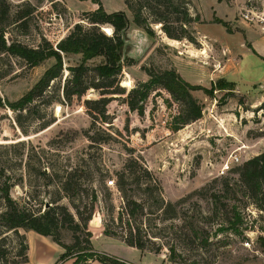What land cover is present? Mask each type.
I'll list each match as a JSON object with an SVG mask.
<instances>
[{
    "label": "rangeland",
    "instance_id": "rangeland-1",
    "mask_svg": "<svg viewBox=\"0 0 264 264\" xmlns=\"http://www.w3.org/2000/svg\"><path fill=\"white\" fill-rule=\"evenodd\" d=\"M8 1L7 16L0 15V38L4 35L8 43L16 41L30 47L41 46L45 41L55 46L76 23H86L82 19L84 12L98 7L91 0ZM188 1L196 18L189 26L195 42L169 38L160 23L152 24L155 35L150 36L134 23L124 0H102V5L108 12L125 11L129 19L126 56L132 63H124L121 86L128 92L148 81V68L176 69L185 80L205 89L192 92L204 109L203 117L193 122V127L188 124L178 131H168V124L180 107L165 90L156 88L146 102L143 116L130 110L123 97L113 99L108 106L113 123L110 127L105 125L112 136L92 147L85 134L92 121L84 100L100 97L94 89L72 105L57 101L30 105L24 112L23 127L16 122V112L0 107V184L7 180L12 184L15 200L43 211V202L53 198L57 185L46 184L41 172L62 174L69 168L66 164L74 165L77 157L83 155L96 161L99 171L95 170V179L100 178L99 174L104 176L94 184L100 198L97 216L109 219L112 213L118 215L123 199L121 192L108 186L107 181H116L113 172L136 158L159 179L163 197L178 203L176 217L156 219L150 224L153 231L162 229V236L156 239L164 246L156 254L170 260L168 246H173L177 260H182L179 264H264V210L257 207L238 173L232 171L264 151V59L260 55L264 56V0ZM28 4L35 7L34 13L18 20V11L26 10ZM106 27L111 26L102 27L109 34ZM63 59L65 66L79 64L82 55L63 54ZM100 60L96 57L89 63ZM55 62V58H50L31 65L20 57L0 52V97L4 101L21 98ZM243 70L246 74H242ZM67 74L65 69L63 79ZM220 78L236 81L230 82L232 89L209 95L206 90ZM47 122L52 123L44 128ZM94 131L99 138L106 136L100 124ZM232 153L240 156V161L230 163V169L223 173L221 165L232 160ZM142 182L140 187L129 180L126 189L149 206L155 201L144 190L146 180ZM92 184L87 182V188H94ZM63 202L69 205L68 199ZM236 211L244 217L243 224L237 225L240 232L231 225ZM0 230L4 228L0 226ZM19 231L25 234L24 228ZM61 233L65 243L73 242L72 231L63 229ZM39 236L42 239L34 245L52 255L47 243L52 238ZM1 237L5 255L0 264L21 260L18 254L25 238L13 231H4ZM145 262L154 263L155 257L149 255Z\"/></svg>",
    "mask_w": 264,
    "mask_h": 264
},
{
    "label": "trees",
    "instance_id": "trees-1",
    "mask_svg": "<svg viewBox=\"0 0 264 264\" xmlns=\"http://www.w3.org/2000/svg\"><path fill=\"white\" fill-rule=\"evenodd\" d=\"M91 1L98 4V7L84 12L82 19L86 23H76L55 46L48 41L38 47H30L16 41L8 43L4 35H1L0 52H8L20 57L31 65H38L50 58H55L56 62L21 98L16 101H4L0 97V107H8L16 112V122L23 127L24 112L28 111L30 105H35L38 101L43 104L57 101L61 105H72L75 99H82L90 89H94L99 92L100 97L84 100V106L92 121L90 128L85 130L87 138L91 141L90 147L94 143L105 142L112 136L108 127L111 126L113 120L108 106L113 99L119 97L124 98L130 110L143 116L146 111V102L155 88L165 90L180 107L178 113L172 116L168 124L169 132L178 131L201 119L204 109L192 92L204 89L203 86L188 82L174 68L164 70L148 68L146 71L150 79L138 83L128 92L125 91V88L121 86L120 77L123 74L124 63L127 60L132 63V60L126 56V29L129 19L125 11H106L102 0ZM124 2L132 11L137 27L145 30L150 36L155 35L152 24L160 23L169 38L176 40L187 38L195 42L194 36L189 31V26L196 19L190 12V1L124 0ZM0 8V15L7 16L10 10L9 1L0 0ZM34 11L35 7L28 4L26 10L18 11V20H24ZM104 25H110L113 33L107 34L102 29ZM254 53H256L255 50ZM63 54H81L82 60L79 64L65 66ZM96 57H101L100 62L90 64L89 61ZM65 69L68 74L63 79ZM57 81L59 85H56ZM230 86L232 83L219 80L206 91L209 95H213L217 88L232 89ZM165 101L169 102V98H165ZM51 123L47 122L44 128ZM99 124L102 132L106 134L104 138H99L98 132L94 131ZM23 131L27 133L26 130L23 129ZM66 165H69V168H65L62 174L59 172L50 174L45 170L41 172L47 180L46 184L55 183L57 185L53 198L43 202L44 206L46 202H50L51 206L43 211L41 209L35 211L32 206L30 208L15 200L11 195L12 184L7 180L0 184L2 199L0 226L4 228V231H13L25 238V244H22V249L18 254L21 260L13 264L28 261L29 244L26 235L20 234L19 228L51 236L65 249L60 260L74 257L73 264H92L94 260L104 264H134L115 255L95 250L92 244L93 232L101 229L104 234L120 238L130 246L155 253L163 250L164 243H158L156 239L162 236V229L153 231L150 224L156 219L165 221L176 217L178 203L167 201L163 197V187L154 172L136 158L127 161L122 170L114 171L116 181L109 179L107 184L115 186L121 192L123 204L117 216L112 213L111 218L101 219L97 216L100 210V198L94 184L102 181L104 176L99 174L100 178L95 179V170L99 171L96 161L82 155L77 157L74 165ZM232 171L238 173L240 182L245 186L257 207L264 210V151L246 160ZM108 175L111 174L106 176ZM143 179L146 180L144 183H147L144 190L149 191V195L155 201L149 206L142 199L128 194L126 189L129 180L141 187ZM87 182L93 183L94 188H87ZM155 192L156 194H153ZM85 198L86 201H84ZM213 198L216 201V196ZM63 199H68L69 205L64 203ZM110 208L114 209L113 204ZM234 217L231 225L240 232L237 225L244 222L242 212L236 211ZM63 229L72 231V243L63 241L61 233ZM4 231L0 230V258L5 255L4 238L1 237ZM168 248L172 262L182 261L177 260L173 246H168Z\"/></svg>",
    "mask_w": 264,
    "mask_h": 264
},
{
    "label": "crops",
    "instance_id": "crops-1",
    "mask_svg": "<svg viewBox=\"0 0 264 264\" xmlns=\"http://www.w3.org/2000/svg\"><path fill=\"white\" fill-rule=\"evenodd\" d=\"M260 55L263 58L259 55L258 56L264 59V56L262 54ZM243 67L244 66H242V68ZM244 73L245 71L243 70L242 74ZM241 77L243 78V81H247L246 77H243V76ZM220 80H224L229 83L236 81L235 79H233L232 81L226 80V78H220ZM216 83L217 81L215 82V84ZM218 90H226V89L217 88L214 92ZM194 123L190 124L189 126L193 127ZM24 233L26 235V238L29 244L28 261L21 262L19 264H73L74 259L72 258L60 260V257L65 252V249L60 244L55 242L53 239H52L53 240L52 242L49 240L47 241L48 246L51 248L50 252H52L53 250V253H51L52 255H50L47 253L48 252L47 250L41 249L39 251L38 247L34 245L36 241H39L40 239H42L39 236L41 234L39 233L36 234L35 231L30 230V229L25 230ZM49 237L52 238L51 236ZM92 244L95 250L99 252L115 255L117 257L130 261L134 264H149L145 262V260L147 259L149 255L155 257V262L150 263V264H179L177 262H172L168 258L163 257L159 254L130 246L124 240L120 238L104 234L102 229L93 232ZM92 264H103V263L98 260H94L92 261Z\"/></svg>",
    "mask_w": 264,
    "mask_h": 264
},
{
    "label": "built area",
    "instance_id": "built-area-1",
    "mask_svg": "<svg viewBox=\"0 0 264 264\" xmlns=\"http://www.w3.org/2000/svg\"><path fill=\"white\" fill-rule=\"evenodd\" d=\"M231 158L232 160H228L222 163L221 168H222L223 173L230 169V163H238L240 161V156L235 155L234 153L230 154V159ZM249 244L250 242L249 240H247L246 245H249Z\"/></svg>",
    "mask_w": 264,
    "mask_h": 264
},
{
    "label": "bare ground",
    "instance_id": "bare-ground-1",
    "mask_svg": "<svg viewBox=\"0 0 264 264\" xmlns=\"http://www.w3.org/2000/svg\"><path fill=\"white\" fill-rule=\"evenodd\" d=\"M106 30L108 31V33H109V34H111V33H112V30H111V28H110V27H106Z\"/></svg>",
    "mask_w": 264,
    "mask_h": 264
},
{
    "label": "water",
    "instance_id": "water-1",
    "mask_svg": "<svg viewBox=\"0 0 264 264\" xmlns=\"http://www.w3.org/2000/svg\"><path fill=\"white\" fill-rule=\"evenodd\" d=\"M49 206H51L50 202H46L45 207L48 208Z\"/></svg>",
    "mask_w": 264,
    "mask_h": 264
}]
</instances>
